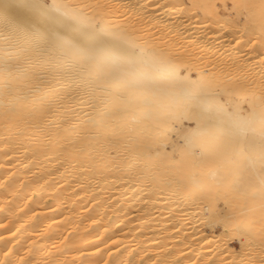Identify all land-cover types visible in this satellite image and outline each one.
Instances as JSON below:
<instances>
[{"label": "bare ground", "instance_id": "bare-ground-1", "mask_svg": "<svg viewBox=\"0 0 264 264\" xmlns=\"http://www.w3.org/2000/svg\"><path fill=\"white\" fill-rule=\"evenodd\" d=\"M71 2L100 5L181 75L214 80L222 100L264 88L261 0ZM169 71L153 75L163 83ZM10 84L0 76V264H234V237L263 253L259 209L239 230L213 224L223 198L166 159L190 121L177 113L145 134L142 106L115 88L93 99L55 69Z\"/></svg>", "mask_w": 264, "mask_h": 264}, {"label": "snow or ice", "instance_id": "snow-or-ice-1", "mask_svg": "<svg viewBox=\"0 0 264 264\" xmlns=\"http://www.w3.org/2000/svg\"><path fill=\"white\" fill-rule=\"evenodd\" d=\"M100 5L71 0H0V76H42L55 69L78 81L85 94L111 93L145 111V134L162 131L175 114L190 121L166 159L195 171L225 206L210 217L226 228L259 209L264 221V88L222 100L214 80L183 76L162 52L132 38L98 14ZM244 8L255 5H242ZM264 16V0L260 4ZM169 69L163 83L153 69Z\"/></svg>", "mask_w": 264, "mask_h": 264}, {"label": "rangeland", "instance_id": "rangeland-1", "mask_svg": "<svg viewBox=\"0 0 264 264\" xmlns=\"http://www.w3.org/2000/svg\"><path fill=\"white\" fill-rule=\"evenodd\" d=\"M222 205V206H221ZM223 205L225 206V204H224V200H222V203H220V207L221 208H223ZM217 231H218V233L217 234H220L219 235V237L220 238H223L224 236L222 235V229H221V227H219L218 229H217ZM227 234H229V232L227 233ZM227 234H225L224 233V235H226L227 236ZM221 236H223V237H221ZM232 236V235H231ZM227 237V238H224V239H228V238H232V237ZM263 237H264V235H263ZM263 237H262V239H263ZM229 240V239H228ZM264 240V239H263ZM262 240V241H263ZM230 241V240H229ZM262 241H260L261 242V246H264L263 244L264 243H262ZM232 242V243H231ZM230 243L234 246L233 248H235V250H234V254L232 255V256H229V255H231V254H228V258H230V260H232V258L235 260H233L234 261V264H264V247H262V248H260L261 246H259V249H258V251H261V252H263V253H261V254H259L260 255V257H259V255L257 256L256 255V253H251V252H246V251H243V250H241V245H240V243H239V240H238V238H236V237H234L233 239H232V241H231ZM235 243V244H234ZM260 249H262V250H260ZM243 253H242V252ZM258 254V253H257ZM250 255V256H249ZM255 255H256V258H255ZM234 256V257H233ZM254 256V257H253ZM262 256V257H261ZM258 258H259V260H258ZM254 259H256L257 261H255ZM237 260V261H236ZM253 260V261H252ZM232 261V262H233ZM237 262V263H236ZM255 262H259V263H255Z\"/></svg>", "mask_w": 264, "mask_h": 264}]
</instances>
